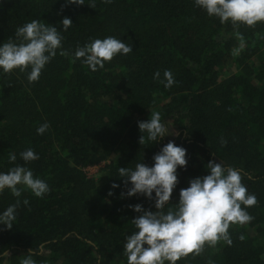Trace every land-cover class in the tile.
I'll list each match as a JSON object with an SVG mask.
<instances>
[{
	"label": "trees",
	"instance_id": "1",
	"mask_svg": "<svg viewBox=\"0 0 264 264\" xmlns=\"http://www.w3.org/2000/svg\"><path fill=\"white\" fill-rule=\"evenodd\" d=\"M87 2L0 0V42L34 19L58 31L63 17L72 21L38 81L28 83L19 70L0 74V171L13 166L9 153L23 164L19 153L32 148L39 159L27 166L50 188L43 198L21 193L13 228L0 231V249L8 252L0 264H19L29 250L37 264H97L96 257L126 264L122 242L138 215L129 205L154 209L143 196L120 197L117 169L151 166L169 140L187 150V166L178 168L166 207H174L190 178L207 174L209 160L239 170L256 197L246 209L252 219L230 224V245L205 244L176 264H264V23L221 24L193 0H95V8ZM108 36L132 51L95 72L73 59L77 46ZM223 65L235 70L223 72ZM164 70L176 81L168 89L153 80ZM152 110L177 135L140 145L137 121ZM44 122L49 129L38 135ZM102 162L97 178L85 174L83 168ZM16 199L5 190L0 210Z\"/></svg>",
	"mask_w": 264,
	"mask_h": 264
},
{
	"label": "clouds",
	"instance_id": "2",
	"mask_svg": "<svg viewBox=\"0 0 264 264\" xmlns=\"http://www.w3.org/2000/svg\"><path fill=\"white\" fill-rule=\"evenodd\" d=\"M110 3L111 0H103ZM86 0H64V5H84ZM87 4L95 8V0ZM193 5L201 9L208 17H215L221 24L231 23L233 27L245 25L253 27L264 23V0H193ZM61 28L31 20L15 30L14 39L0 42V74H9L15 70L24 73L28 83L38 81L42 70L62 48L61 31H67L72 21L65 16L60 21ZM131 45L115 37L93 39L83 46H77L73 59L79 60L95 72L103 69L113 57L127 55ZM153 80L171 88L176 81L169 70L153 73ZM141 135L138 143L155 144L168 135H177L171 125L163 121L159 111H150L147 120L137 121ZM49 129L44 122L36 128L38 135ZM186 149L169 140L152 157L151 166L139 162L134 167H119L117 175L121 178L123 190L121 198L143 196L151 202L154 210L146 209L142 204L129 205L138 213L131 219L133 230L124 235L122 254L126 264H176L189 254L199 255L205 244L215 246L218 241L231 244L228 234L230 224L243 225L252 217L246 211L256 204V197L247 191L242 183L239 170L223 163L209 160L205 165L206 175L188 180V186L181 188L174 207H166L174 189L179 183L177 170L187 166ZM23 164H16L17 155L8 154V162L13 166L0 171V194L7 190L17 198L15 203L0 210V231L11 230L17 218V209L21 205L19 197L23 191H29L37 198H43L49 191L48 183L35 176L27 165L39 159L32 148L19 153ZM120 185L113 183L111 188ZM112 195L111 190L108 193ZM27 205V199L23 200ZM243 205V207H242ZM31 250L19 264H37ZM8 256L0 249V260ZM101 257H96L100 264Z\"/></svg>",
	"mask_w": 264,
	"mask_h": 264
},
{
	"label": "rangeland",
	"instance_id": "3",
	"mask_svg": "<svg viewBox=\"0 0 264 264\" xmlns=\"http://www.w3.org/2000/svg\"><path fill=\"white\" fill-rule=\"evenodd\" d=\"M222 68H223V72L228 71V70H231V71L235 70V67L233 65H223ZM172 129L176 132V129L174 127ZM103 166H104V162L97 164L95 167L89 166V168L85 171L86 175L89 177L97 178L99 176L100 169Z\"/></svg>",
	"mask_w": 264,
	"mask_h": 264
},
{
	"label": "built area",
	"instance_id": "4",
	"mask_svg": "<svg viewBox=\"0 0 264 264\" xmlns=\"http://www.w3.org/2000/svg\"><path fill=\"white\" fill-rule=\"evenodd\" d=\"M95 166H96V165H93V166H90V167H95ZM88 168H89V166L83 168L84 172H85ZM85 174H86V172H85Z\"/></svg>",
	"mask_w": 264,
	"mask_h": 264
}]
</instances>
